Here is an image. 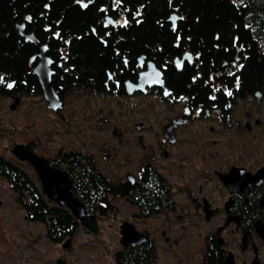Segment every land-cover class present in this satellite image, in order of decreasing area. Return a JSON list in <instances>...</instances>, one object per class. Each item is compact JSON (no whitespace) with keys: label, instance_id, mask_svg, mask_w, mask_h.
Returning <instances> with one entry per match:
<instances>
[{"label":"trees","instance_id":"obj_1","mask_svg":"<svg viewBox=\"0 0 264 264\" xmlns=\"http://www.w3.org/2000/svg\"><path fill=\"white\" fill-rule=\"evenodd\" d=\"M173 15L179 19L177 29L170 21ZM107 16L123 18L124 24L105 29ZM22 23L48 47L54 62L52 85L63 101L75 89L126 95L125 83L138 80L140 57L163 73L169 102L184 100L202 113L217 111L223 123L237 100L264 89V0H117L114 11L110 0H0V96L15 99L43 97L29 69L38 48L21 37L17 26ZM187 50L199 58L179 70L175 60ZM238 52L239 66L224 75L221 88L213 87L217 70ZM49 162L69 174L73 196L87 211L84 225L50 200L40 179H33L18 160L0 154V178L11 185L25 220L43 224L55 244L74 240L81 230L99 234L102 223L117 211L116 199L136 206L142 220L176 208L171 182L151 161L142 166L135 185L111 182L94 157L80 151H60ZM143 234L149 242L122 247L115 264L156 263L154 239ZM224 257L217 252L209 262L224 264Z\"/></svg>","mask_w":264,"mask_h":264},{"label":"rangeland","instance_id":"obj_2","mask_svg":"<svg viewBox=\"0 0 264 264\" xmlns=\"http://www.w3.org/2000/svg\"><path fill=\"white\" fill-rule=\"evenodd\" d=\"M150 91L118 96L75 89L66 95L59 113L48 110L42 96L22 95L15 110L11 106L18 98L0 96V154L5 158L18 160L12 152L17 144L48 161L60 151H80L92 155L101 172L116 183L129 174L137 178L151 161L171 182L176 207L142 220L136 217V206L113 200L117 211L102 223L101 232L81 230L72 249L64 250L47 239L43 224L25 220L11 185L0 178V264H57L63 255L68 264H115L125 222L154 239L155 264L201 263L208 225L196 203L209 193L211 181L206 177L213 172L231 164H264V95L260 104L250 95L237 100L224 123L213 111L209 118L180 126L176 144L164 149L165 127L190 105L184 100L169 102L157 88ZM246 119L252 121V131L245 128ZM116 130L122 141L114 135ZM20 163L39 179L29 163Z\"/></svg>","mask_w":264,"mask_h":264},{"label":"water","instance_id":"obj_3","mask_svg":"<svg viewBox=\"0 0 264 264\" xmlns=\"http://www.w3.org/2000/svg\"><path fill=\"white\" fill-rule=\"evenodd\" d=\"M117 7V0H110V8L114 11ZM30 20V19H29ZM178 17L173 15L170 21L173 23V28L177 29ZM124 24V19L115 20L111 16H107L105 18L104 27L105 29H117ZM21 37L25 38L26 43H30L35 45L38 48V53L31 57L29 63V69L32 71L36 77L38 78L42 92L43 98L47 102V109L53 111L55 113H59L64 108V101L57 93L55 88L52 85V78L54 76V71L52 67L54 62L48 56V47L45 45H41V42L37 39V37L33 33L27 32L26 23H22L17 26ZM240 52H238L235 57L231 61L224 62L221 67L217 70V80L214 86H219L221 82V78L223 76L222 70L229 65L233 67L237 66V63L241 62V58L239 57ZM199 58V56H194L190 50H187L186 53L181 58L175 60L176 67L179 70H182L185 63H189L193 65L195 59ZM138 68L141 69L139 73L138 80L133 82L131 80L125 83V90L127 96H134L136 94H148L152 89L162 90V94L165 98L170 96L168 89L165 86L164 75L159 70L153 62H147L145 57H140L137 59ZM263 91L257 90L254 93L255 102L257 104L262 103L263 99ZM20 104V99H16L14 104L11 106L12 110H15L17 106ZM191 115V107H185L183 111V116L177 118L172 121L171 125L165 127V138L163 140L164 143L170 142L171 144H175L177 142L176 129L179 126H184L189 122L188 117ZM211 117V111L207 110L204 118ZM198 118V117H197ZM249 126V125H247ZM139 129L143 128V125L138 126ZM250 129V127L248 128ZM114 135L122 141V133L120 131H115ZM14 156L18 158L20 162L29 163L34 170L36 171L42 188L46 194V196L56 203L59 206L66 207L69 209L74 216L84 225L85 219L87 217V211L84 205L73 196L72 193V180L69 177V174L66 171H60L51 166V163L37 155L33 150L29 147L21 144H17L14 146L12 150ZM245 171V169H237L232 168L231 171L222 176V179L225 183L235 179L238 174ZM264 169L258 171L254 178H258L263 175ZM127 181L132 185H135L137 179L134 175L129 174L127 176ZM121 232V246L126 247H139L145 245L149 242V237L146 234L140 233L135 225L130 222H125L120 229ZM72 245V240H67L62 248L64 250H69ZM227 264H236L234 255L229 253L227 256ZM57 264H68V262L60 258L57 261Z\"/></svg>","mask_w":264,"mask_h":264},{"label":"flooded vegetation","instance_id":"obj_4","mask_svg":"<svg viewBox=\"0 0 264 264\" xmlns=\"http://www.w3.org/2000/svg\"><path fill=\"white\" fill-rule=\"evenodd\" d=\"M239 64L240 62L235 67L231 65L224 68L220 85L213 84V87L221 88L224 75L232 73L231 67L237 68ZM188 104L190 103L185 105ZM197 117L204 118L202 111L191 106L189 122ZM173 120L168 124L171 125ZM251 123L252 121L246 119L245 128L250 127L249 131L253 130ZM168 143L170 142H163L164 149L170 146ZM232 168L245 171L225 183L222 176L228 174ZM262 169L264 164L257 167L231 164L206 177V180L211 181L209 193L196 203L208 225L205 253L199 264H210V257L217 252L224 254V264H227L229 253L234 255L236 264H264V173L261 178L252 177ZM62 258L65 259V256Z\"/></svg>","mask_w":264,"mask_h":264},{"label":"snow or ice","instance_id":"obj_5","mask_svg":"<svg viewBox=\"0 0 264 264\" xmlns=\"http://www.w3.org/2000/svg\"><path fill=\"white\" fill-rule=\"evenodd\" d=\"M0 80H2V78H0ZM12 85H8V87H11Z\"/></svg>","mask_w":264,"mask_h":264}]
</instances>
